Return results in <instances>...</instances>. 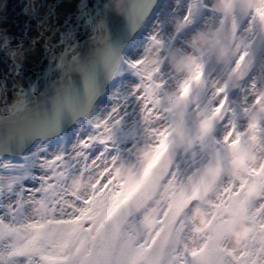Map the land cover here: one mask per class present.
I'll return each mask as SVG.
<instances>
[{
  "label": "snow or ice",
  "instance_id": "obj_1",
  "mask_svg": "<svg viewBox=\"0 0 264 264\" xmlns=\"http://www.w3.org/2000/svg\"><path fill=\"white\" fill-rule=\"evenodd\" d=\"M0 264H264V0H0Z\"/></svg>",
  "mask_w": 264,
  "mask_h": 264
},
{
  "label": "rangeland",
  "instance_id": "obj_2",
  "mask_svg": "<svg viewBox=\"0 0 264 264\" xmlns=\"http://www.w3.org/2000/svg\"><path fill=\"white\" fill-rule=\"evenodd\" d=\"M162 2V6L164 7V11L165 14H167V5H169L171 3V0H161ZM190 39L192 40L193 46L194 48L199 51L200 47H201V41L198 38L195 37H190ZM170 58L174 57L176 59H178L180 57L179 53H169ZM178 79V78H177ZM177 81H173V84L169 87V89H167V91L171 92L172 89L175 87ZM197 108H191L188 114V127L186 130L185 137L187 138L189 135V131L191 132L192 129H194L193 133H197L195 131V120H196V112H197ZM133 131V123L131 120V117L128 118L126 126L124 128V132L126 134H131V132ZM195 139V138H194ZM196 140V139H195Z\"/></svg>",
  "mask_w": 264,
  "mask_h": 264
},
{
  "label": "water",
  "instance_id": "obj_3",
  "mask_svg": "<svg viewBox=\"0 0 264 264\" xmlns=\"http://www.w3.org/2000/svg\"><path fill=\"white\" fill-rule=\"evenodd\" d=\"M151 4V0H142V7L146 10L148 5ZM120 9L117 8V11H119ZM141 19H142V14H141V17L138 18V19H135L134 21H129L128 23V28H129V31L131 32V30L136 27L137 25L140 24L141 22ZM188 110L189 109H181L179 114L178 115H182L183 116V122H184V125L186 127V124H187V113H188Z\"/></svg>",
  "mask_w": 264,
  "mask_h": 264
},
{
  "label": "flooded vegetation",
  "instance_id": "obj_4",
  "mask_svg": "<svg viewBox=\"0 0 264 264\" xmlns=\"http://www.w3.org/2000/svg\"><path fill=\"white\" fill-rule=\"evenodd\" d=\"M253 115H254V114H253ZM194 125H195V124H194ZM187 127H188V125H187ZM186 130H187V128H186ZM193 131H194V129L191 130V136H192L193 138H195L196 141L198 142V141H199V134H198V133H193ZM195 131H196V129H195ZM185 134H187L186 131H185Z\"/></svg>",
  "mask_w": 264,
  "mask_h": 264
}]
</instances>
